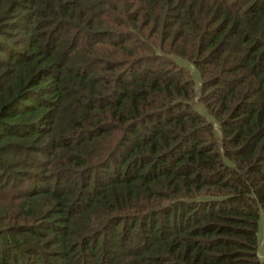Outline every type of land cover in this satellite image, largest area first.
Segmentation results:
<instances>
[{"label":"trees","instance_id":"16d2710c","mask_svg":"<svg viewBox=\"0 0 264 264\" xmlns=\"http://www.w3.org/2000/svg\"><path fill=\"white\" fill-rule=\"evenodd\" d=\"M264 0H0V264H264Z\"/></svg>","mask_w":264,"mask_h":264},{"label":"rangeland","instance_id":"374dc122","mask_svg":"<svg viewBox=\"0 0 264 264\" xmlns=\"http://www.w3.org/2000/svg\"><path fill=\"white\" fill-rule=\"evenodd\" d=\"M256 237H257L258 246L260 247L262 241L264 240V219L261 215L259 216L257 220ZM258 255L264 261V253L262 252L260 248L258 250Z\"/></svg>","mask_w":264,"mask_h":264}]
</instances>
